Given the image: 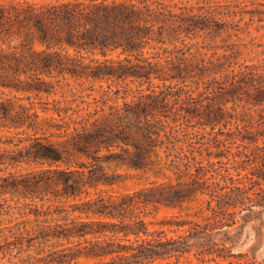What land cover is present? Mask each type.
I'll return each instance as SVG.
<instances>
[{
  "label": "trees",
  "instance_id": "obj_1",
  "mask_svg": "<svg viewBox=\"0 0 264 264\" xmlns=\"http://www.w3.org/2000/svg\"><path fill=\"white\" fill-rule=\"evenodd\" d=\"M254 1L0 0V264H264Z\"/></svg>",
  "mask_w": 264,
  "mask_h": 264
},
{
  "label": "rangeland",
  "instance_id": "obj_2",
  "mask_svg": "<svg viewBox=\"0 0 264 264\" xmlns=\"http://www.w3.org/2000/svg\"><path fill=\"white\" fill-rule=\"evenodd\" d=\"M250 9H258L261 12L255 15L254 20H250V25L247 26L243 22V30L240 33V36H234L228 41L222 40L221 37L217 38L216 41L219 44H224L227 42L237 41L242 44V55L241 61H246V63L264 65V0H255L254 3H250ZM249 15L246 17V21L249 20ZM202 38H199V41H202ZM210 42V39H206V43ZM222 50V49H221ZM101 83L105 86L106 82H97L96 86L98 87ZM45 98V96H43ZM121 173H127V170L124 168L119 169ZM3 172L0 170V174ZM146 180L144 178L131 177L127 176L125 181L120 184L115 185V189L106 187V189L115 190L116 192H123L127 190H132ZM172 210L163 208L157 215V219H161L166 213H171ZM7 219L3 222L0 220V226L2 223H7ZM159 227L158 225H150V228L154 229ZM235 251L242 250L244 252H249L252 255L254 252L260 253L264 250V225L258 219L251 223L247 227L240 239L238 245L234 248ZM182 264H199L200 260L196 257L194 253L187 254L181 259ZM155 264H167V261L158 262ZM174 264V263H173Z\"/></svg>",
  "mask_w": 264,
  "mask_h": 264
}]
</instances>
